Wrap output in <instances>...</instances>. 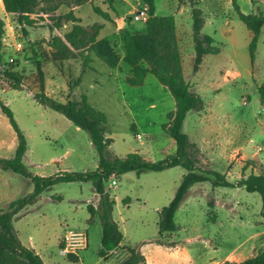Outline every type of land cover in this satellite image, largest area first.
Returning a JSON list of instances; mask_svg holds the SVG:
<instances>
[{"label":"rangeland","instance_id":"rangeland-1","mask_svg":"<svg viewBox=\"0 0 264 264\" xmlns=\"http://www.w3.org/2000/svg\"><path fill=\"white\" fill-rule=\"evenodd\" d=\"M141 3L114 0L113 8L108 9L112 20H102L89 3L74 7L73 14L84 25L102 21L97 37L110 40L109 44L121 57L123 47L116 20L122 18V24H127L129 17L128 27L143 29L144 19L132 18V9ZM183 3L182 9L177 10V0H154V13L171 14L176 25L184 30L183 41L177 43L182 74L203 100L201 109L187 111L181 128L192 144L197 170L213 168L234 183L240 175L264 170V102L259 99V86L264 90V22L250 58L251 31L238 18L230 0L198 2L203 18L200 31L213 38L217 51L204 54L193 69L194 45L190 35L186 36L191 29L192 2L183 0ZM237 3L243 12L264 8V0H237ZM60 9L64 11L66 7ZM0 17L7 28L3 11ZM34 24L31 39H20V35L12 45L0 49V99L10 108L24 135L22 162L27 170L46 175L58 170L93 169L96 161L87 132L32 97L41 79L44 92L53 98L63 101L67 95L72 98L83 95L89 104L104 113L110 153L124 155L137 151L145 159L156 160L174 151L173 139L161 128L166 120L165 112L174 103L151 73H145L138 83H130L125 79L126 63L119 60L118 66L109 67L93 53H89L88 65L81 71L78 57L53 58V52L46 47L48 30L38 27L46 23ZM69 26L70 22L66 21L61 28L65 30ZM17 40L22 46L14 49ZM23 53L28 57L21 59ZM9 65L20 74V88L9 87L10 81L4 73ZM15 143V134L0 110V156H10ZM182 172L184 168L180 165L148 169L137 175L127 170L114 176L115 183L110 182V177L104 182V188L114 199L111 217L123 231V240L140 246L155 264L151 245L141 244L140 238L156 233L157 209L170 199ZM31 188L27 176L0 168L1 209H8L11 200ZM92 192L88 180L53 183L13 214L11 224L17 237L31 246L44 264H117L119 257L111 256L112 253L98 257L99 218L96 214L87 220L86 204L94 205L97 201L96 193ZM125 196L129 197L127 201L123 200ZM259 209L260 196L256 191L235 185L214 186L208 180L196 182L174 212L175 241L179 243V238L186 234L199 235V240H192L186 246L194 264L222 256L233 246L237 258L248 256L264 247V221ZM63 227L85 231L86 244L76 250L75 260L59 250ZM168 236L173 242L170 232ZM178 259L183 260L168 257L166 262L179 264Z\"/></svg>","mask_w":264,"mask_h":264},{"label":"trees","instance_id":"trees-1","mask_svg":"<svg viewBox=\"0 0 264 264\" xmlns=\"http://www.w3.org/2000/svg\"><path fill=\"white\" fill-rule=\"evenodd\" d=\"M114 0H1L5 12L11 14L19 24V30L25 35L24 25L34 26L36 22H45L49 30L46 44L53 52V58L63 59L78 57L81 71L90 60L89 53H93L109 67L118 66L119 60L128 66L125 79L130 83H138L142 76L149 72L158 83L167 90L173 100V108L165 112L166 120L161 128L173 139L174 151L164 157L150 160L142 157L137 151H128L124 155L109 152L107 146L110 138L105 135L106 118L102 111L89 104L83 95L72 98L69 95L60 101L44 92L42 79L38 90L32 97L40 104L62 113L72 123L84 129L89 137L96 154V166L85 170H58L51 174L40 175L31 173L22 162L25 150V138L18 127L10 108L0 99V110L6 116L15 137L16 143L10 156H0V168L9 169L27 176L32 188L27 193L11 200L8 209L0 208V264H44L40 256L30 246H26L17 237L12 227L11 219L21 207L36 199L39 193L58 181H83L91 183L97 195L96 204L87 203L89 212L87 220H91L96 213L101 227L100 246L97 254L105 258L117 247H123L126 254L117 264H145L144 255L136 246L121 244L122 233L111 217L114 199L104 188V182L111 173L115 175L133 170L137 175L144 170H159L168 166L180 165L184 168L174 192L167 203L157 209V232L172 231L177 225L173 219L174 212L183 199L188 187L198 181L208 180L211 185L242 186L248 191H256L260 196L259 214L264 221V170L257 173L249 172L240 175L235 182L227 180L223 172L213 168L197 170L191 142L182 130V121L188 110H198L203 107V100L184 79L180 64V55L175 34L174 18L171 14L157 15L154 13V0H139L147 6V16L144 19V28L131 29L129 17L127 24L118 25L123 54L120 57L106 37H97L102 21L96 20L89 24H82L79 16L73 14V8L85 3L91 5L94 13L102 20H112L108 9L113 8ZM183 0H177L179 5ZM191 37L194 47L192 68L200 62L201 56L214 53L217 47L212 44L213 38L200 31L202 16L200 8L191 0ZM238 18L251 31L248 42L249 57L252 58L260 25L264 22V8L255 11L243 12L237 0H230ZM64 6L66 10L60 8ZM69 21L70 26L63 30L64 22ZM57 30V31H56ZM4 21L0 17V49L3 45L2 34ZM13 59V58H12ZM12 65L4 69L5 76L12 88H20V74L13 70ZM78 77L74 80L77 84ZM259 99L264 102V90L259 86ZM211 176H210V175ZM128 196L123 198L124 201ZM62 243V242H61ZM66 257L77 259V255L66 252ZM223 264H264V247L259 248L238 261L225 259Z\"/></svg>","mask_w":264,"mask_h":264},{"label":"crops","instance_id":"crops-1","mask_svg":"<svg viewBox=\"0 0 264 264\" xmlns=\"http://www.w3.org/2000/svg\"><path fill=\"white\" fill-rule=\"evenodd\" d=\"M196 3L195 5H197L198 2H202L204 0H195ZM211 3L215 2L216 0H210ZM184 5L183 2H181L178 6H177V10H181L182 9V6ZM200 8V7H199ZM201 12H202V9L200 8ZM0 11H3L4 12V18L6 19V23H7V28H4V31H3V34H2V42H3V45L2 46H5V45H12L14 40L17 38V36H20V39L21 38H25V40L27 39H31L32 38V34H33V29L34 27L33 26H27V25H24V28L26 30V33L25 35H23L21 33V31L19 30V24L15 21L14 17L5 12L4 9H3V5H2V2L0 0ZM200 12V13H201ZM202 23H203V18H202ZM174 25H175V34H176V40H177V43L178 41H183V35H184V30L176 25V22H175V19H174ZM4 26H5V23H4ZM202 26V25H201ZM38 27L40 28H45L48 30V33L47 35H49L50 33H53L55 30H49L47 27H45V25H39ZM181 28V30H180ZM201 29V28H200ZM43 31V30H42ZM57 31V30H56ZM177 31L180 33V38L178 37V33ZM188 34H186V36H189L191 37V29L190 30H187ZM44 37H46L44 35ZM47 38V37H46ZM191 40H192V37H191ZM212 44H213V41H212ZM192 45H193V41H192ZM214 45V44H213ZM179 46V45H178ZM46 47L48 48L49 46L46 44ZM50 49V48H49ZM204 55V54H203ZM202 55V56H203ZM202 56H201V59H202ZM19 57V56H18ZM28 55L27 53H23V55H21V59H25L27 58ZM200 59V61H201ZM189 111V110H188ZM187 113V112H186ZM186 115V114H185ZM182 124H183V121H182ZM94 166H96V161L94 163ZM183 173V172H182ZM181 173V174H182ZM198 182H201V181H198ZM196 183V182H194ZM194 183H192L188 189H191V187H193ZM187 189V190H188ZM93 194H95V192L93 191L92 192ZM95 205V204H94ZM158 207H156L157 209ZM96 215V213L94 214ZM93 215V216H94ZM92 216V218H93ZM157 220V219H156ZM157 226V225H156ZM70 229V228H69ZM120 229V228H119ZM67 229H65L64 227L62 228V231L60 233V236H59V239H62V235L63 233L66 231ZM121 233H122V238H121V241L120 243L121 244H129L128 241H124L123 239H125V235L123 233L122 230H120ZM171 233L172 234V241L171 238L168 236V233ZM176 232L175 230H172V231H162L161 233H158L156 231L155 234L149 236V237H141L140 238V243L141 244H146L147 246L151 245V250L155 252V258H156V264H169L166 262V258L168 257H172V258H182L183 260H177L176 262L179 263V264H194L193 262V258H192V254H189V250L190 248L186 247L192 240H199V235L197 233L193 234V235H185L183 238L181 237V239L179 238V243L176 240ZM184 239V240H182ZM188 243V244H187ZM173 244V245H172ZM25 245V244H24ZM130 245V244H129ZM27 246V245H26ZM58 246H59V250L61 253H64L61 251V246H62V243H61V240L58 242ZM31 247V246H30ZM141 247L139 246L138 249L139 251L144 255V259H145V264H155V262L153 261L152 257L150 258L147 253L143 250V249H140ZM197 252V254L199 253L198 249L195 251ZM76 254V253H75ZM126 254V251L123 247H117L115 248L113 251H112V255H115V256H118L119 257V261L120 259ZM253 254V253H252ZM77 255V254H76ZM236 252H235V247H231L230 249H228L222 256H219V257H211L210 259L208 258L204 263L202 264H217L219 261L220 263H222L223 260L225 259H228V260H233V261H238L246 256H243L241 258H237L236 257ZM99 258H102L98 255ZM78 258V256H77ZM118 261V262H119ZM219 263V264H220ZM171 264H174V263H171Z\"/></svg>","mask_w":264,"mask_h":264},{"label":"built area","instance_id":"built-area-1","mask_svg":"<svg viewBox=\"0 0 264 264\" xmlns=\"http://www.w3.org/2000/svg\"><path fill=\"white\" fill-rule=\"evenodd\" d=\"M132 18L133 19H145L147 16V6L143 3H141L138 7H134L132 9ZM117 24L120 25L122 23V18H117L116 20ZM14 49H19L22 44L21 41L17 40L14 43ZM9 59H12L10 57ZM136 137H139V134L136 133ZM115 174L111 173L110 182L115 183ZM62 246L61 251L66 252H72L75 253L77 249L82 248L86 244V234L85 231L82 229H67L63 235H62Z\"/></svg>","mask_w":264,"mask_h":264}]
</instances>
